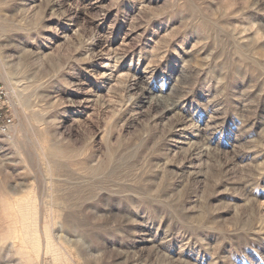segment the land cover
<instances>
[{
  "label": "rangeland",
  "instance_id": "obj_1",
  "mask_svg": "<svg viewBox=\"0 0 264 264\" xmlns=\"http://www.w3.org/2000/svg\"><path fill=\"white\" fill-rule=\"evenodd\" d=\"M0 84L28 264H264V0H0Z\"/></svg>",
  "mask_w": 264,
  "mask_h": 264
},
{
  "label": "bare ground",
  "instance_id": "obj_2",
  "mask_svg": "<svg viewBox=\"0 0 264 264\" xmlns=\"http://www.w3.org/2000/svg\"><path fill=\"white\" fill-rule=\"evenodd\" d=\"M43 135V134H42ZM46 138V137H45ZM44 138V139H45ZM46 140V139H45ZM50 144V143H49ZM51 146V145H50ZM50 146H48V147H50ZM37 152V151H36ZM41 152V151H40ZM39 153V152H38ZM38 155H40V153L38 154ZM42 157V156H41ZM55 161V160H54ZM100 179V178H99ZM66 189H68V188H66ZM57 190V189H56ZM80 194H81V192H80ZM53 195V194H52ZM69 195V194H68ZM51 196V195H50ZM49 196V197H50ZM70 196V195H69ZM6 197V196H5ZM28 197V196H27ZM27 197H24V199H27ZM76 197V196H75ZM30 198V197H29ZM6 199V198H5ZM10 199V198H9ZM22 199V198H21ZM50 199V198H49ZM58 199V198H57ZM18 200V199H17ZM23 200V199H22ZM6 201H7V199H6ZM61 201V200H60ZM71 201V200H70ZM12 202V201H11ZM20 202V201H19ZM22 202V201H21ZM26 202V204H25V206H24V208L23 209H19L20 211L18 212L19 214H18V216L17 215H15L14 214V220H13V222H12V224L11 223H8V226L10 227L11 225L15 228L16 226H17V224L19 225V224H21V225H26V227H25V225L20 229V230H13V232H12V228L10 229L11 230V232L12 233H10V234H8L9 233V231H8V233H7V235L4 237H2V234H1V237H2V239H0V247H1V245L2 244H9L10 246H11V248L12 249H14L15 248V246H14V240H17V239H19L21 242H22V247H28V245H30L31 247H32V249H33V251H34V253H35V256H30L29 254H27V253H22L21 252V255H22V257H21V260H20V262H19V264H28V262H30V261H32L33 259H41L44 255H48L49 253H53V252H56V249H57V247H58V245L57 244H55L54 243V241H53V237H51L50 235L48 236V238L47 237H45V236H43V234H42V231H40V229H39V224L35 221V223H30L29 222V219H28V213H30V215H32V216H35L36 214H38V209H36V203L35 204H33V206H32V204H30L28 201H25ZM74 202V201H73ZM5 203V202H4ZM8 202H6V204H7ZM59 203V202H58ZM9 204V203H8ZM48 204V203H47ZM61 204V203H60ZM59 204V205H60ZM66 205V204H65ZM46 206H48V205H46ZM16 207V206H15ZM21 207V206H20ZM71 207V206H70ZM9 208H11V209H13L14 207H13V205L11 204L10 206H9ZM19 208V207H18ZM6 210V209H5ZM15 210V209H14ZM30 210V212H28ZM7 211V210H6ZM2 212V211H1ZM9 212V211H8ZM7 212V213H8ZM40 213H41V209H40V211H39ZM4 213V212H3ZM9 215V214H8ZM40 215V214H39ZM47 215V214H46ZM10 216V215H9ZM12 217V216H11ZM62 218V217H61ZM5 219V218H4ZM33 219L34 218H32V221H33ZM40 219H42V218H40ZM5 220H7V219H5ZM4 220V221H5ZM43 220V219H42ZM10 221V220H9ZM31 221V220H30ZM31 221V222H32ZM62 221V220H61ZM7 222V221H6ZM56 222V221H55ZM37 223V224H36ZM51 223V222H50ZM43 224V223H42ZM46 224V223H45ZM44 224V225H45ZM42 226V225H41ZM43 227V226H42ZM43 230H44V228H42ZM4 231V230H3ZM49 231V230H48ZM53 231H54V229H53ZM60 231V230H59ZM5 232V231H4ZM50 232V231H49ZM56 234V233H55ZM60 234V233H59ZM46 235H48V234H46ZM43 237H45L44 239H43ZM57 239V238H56ZM19 240H17L18 242H19ZM20 242V243H21ZM57 242H58V240H57ZM6 246V245H5ZM55 246H57V247H55ZM19 248V247H18ZM4 249V248H3ZM11 250V249H10ZM18 250H20V248L18 249ZM59 250V249H58ZM57 250V251H58ZM0 251H1V248H0ZM61 252V251H60ZM55 255V254H54ZM61 255V254H60ZM59 255V256H60ZM49 256V255H48ZM52 256H53V254H52ZM58 256V257H59ZM34 257V258H33ZM57 257V256H56ZM57 257V258H58ZM20 258V257H19ZM51 258H53V257H51ZM62 258V257H61ZM43 260V259H42ZM18 262V261H17ZM55 262V261H54ZM61 262V261H60ZM56 263V262H55ZM57 263H59V260H58V262Z\"/></svg>",
  "mask_w": 264,
  "mask_h": 264
},
{
  "label": "built area",
  "instance_id": "obj_3",
  "mask_svg": "<svg viewBox=\"0 0 264 264\" xmlns=\"http://www.w3.org/2000/svg\"><path fill=\"white\" fill-rule=\"evenodd\" d=\"M15 109L7 89L0 84V131L8 134L15 122Z\"/></svg>",
  "mask_w": 264,
  "mask_h": 264
}]
</instances>
